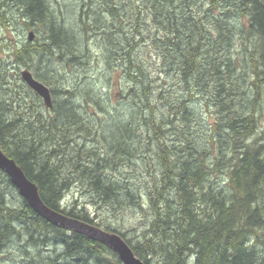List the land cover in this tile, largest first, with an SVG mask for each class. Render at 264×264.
Masks as SVG:
<instances>
[{
  "label": "trees",
  "instance_id": "trees-1",
  "mask_svg": "<svg viewBox=\"0 0 264 264\" xmlns=\"http://www.w3.org/2000/svg\"><path fill=\"white\" fill-rule=\"evenodd\" d=\"M74 5L75 19L67 21L50 0H0L2 19L16 14L35 33L12 45L16 70L0 66V147L48 206L117 232L147 264H264V0ZM94 47L105 64L98 83H108L111 71V83L122 82L117 98L91 87V77L76 90L56 75L53 60L86 70ZM22 67L50 87L52 109L22 79ZM76 91L99 108L116 100L122 111L96 130L86 102L73 101ZM194 100L217 117L198 138L207 123L190 107ZM143 150L159 169L146 198L115 178L133 170L139 154L145 161ZM220 174L224 184L215 181ZM81 180L96 202L146 204L144 239L97 222L85 205H67L66 192ZM13 188L0 169V249L16 238L26 254L52 245L53 257L42 264H123L111 247L50 223L24 198L20 207L9 205L5 190Z\"/></svg>",
  "mask_w": 264,
  "mask_h": 264
},
{
  "label": "rangeland",
  "instance_id": "rangeland-1",
  "mask_svg": "<svg viewBox=\"0 0 264 264\" xmlns=\"http://www.w3.org/2000/svg\"><path fill=\"white\" fill-rule=\"evenodd\" d=\"M50 1L54 3V5H56L57 12L59 13L60 17L65 18L67 21H74L75 18L73 17L72 9L75 8V5L72 6V4L76 0H59V2L63 4V6H59L56 3V0ZM97 3H99V0H97ZM60 8L62 9L60 10ZM12 16L13 19L8 21L3 20L0 17V66L4 70L3 72L8 71L9 73L17 69V64L12 61L9 55V53L11 52L10 49H12V45L22 44L26 42L29 39L30 32V29L26 28L23 21L19 19L18 15L14 14ZM244 21L245 19L242 18L240 22L241 26H243ZM148 51L151 55L153 53V47H150ZM99 53L100 49L98 47H94V51L91 52L90 63L87 65L88 67H86V70L78 67L74 68L69 65L65 69H63L62 65H60L57 60H53L52 62L56 71V75L59 79L61 77L60 81H62L64 85L75 84L74 87L77 86L75 88L76 90H80L84 87V76L91 77L92 79L89 80L90 82L93 80V83L90 84L91 87H95V89H98V87H100L104 93L109 90H111V92H116V97H114L117 98L119 97L118 93L120 91L122 82H119V80H115L113 83H111V71L110 80L108 83L102 82L100 85L98 83V80H101L100 74L102 72L100 71H103L105 69L104 63L101 62L99 64L97 62L96 56ZM153 61L154 58L151 57V63ZM23 68L24 67H22V69ZM154 68L155 67H153L151 64L148 70L153 71ZM98 77L100 78L98 79ZM171 93L172 91L167 93L169 98H171ZM73 95L75 94L73 93L72 96ZM61 98H63L62 95H59V100H61ZM73 101L79 104L80 102L84 104L86 102V99H82L77 93L74 96ZM191 103L192 104L189 103L190 107L200 112L201 119L205 123H207L204 126L202 125L200 129L201 132H198V134H196V137L198 138L203 133H207L206 131H210L208 122L213 120L216 121L217 117L211 112L210 109H208L203 100H194ZM85 105L89 116L94 122V129L96 130H98L100 125L104 124L105 122H111L117 119L120 111H122V106L116 100L109 102L108 105L103 104V108L95 106V103H93L92 101L86 102ZM98 145L99 147H101V144ZM141 153L145 155V161L142 160V157L139 154L138 158L137 156L134 157L136 166L133 168V170L129 168L127 169V172L125 171V169H122V172L116 173L115 178L121 185L130 183L131 190L133 192H136L139 194V196L146 198L148 196V190L151 184L154 182L153 176L159 173V169L156 164L155 158L151 159L152 156H150V154H148L145 150H143ZM148 160L151 161V166L146 162ZM137 161H139V164ZM215 181H217V184H219L218 181H222V184H224L225 180L223 174H220V178ZM15 188L5 190V197L9 205L13 207H20L22 204L23 196L19 193L18 189L16 188L15 190ZM95 198L96 196L93 195V190L89 186L84 185L81 180L71 185L70 189L65 194L64 202L67 203V205H72V203L74 202H78L79 206L85 205L88 211H90L91 213L90 216L94 217L97 222L103 223L105 225L110 224L113 227L126 232L129 238H133L134 242L144 239V234L147 232V229L149 227L148 223L151 220L150 213L146 212V210H148V206L146 204L144 205L145 209L138 208L131 200L124 199L123 203L117 204L115 207H112L114 205L105 204L100 201L96 202L97 199L95 200ZM11 240L7 246H3L0 249V264H42L44 263L45 259L53 257L54 255L52 251H54L53 249L55 248H53L52 245H46L43 246V248L37 247L35 250H31L26 254L24 249L25 241L18 242L16 238H12Z\"/></svg>",
  "mask_w": 264,
  "mask_h": 264
},
{
  "label": "water",
  "instance_id": "water-1",
  "mask_svg": "<svg viewBox=\"0 0 264 264\" xmlns=\"http://www.w3.org/2000/svg\"><path fill=\"white\" fill-rule=\"evenodd\" d=\"M34 31L29 32V39L33 40ZM22 79L44 100L45 105L52 109L53 96L48 85L37 79L31 70L23 68L21 70ZM0 169L10 178L11 182L18 189L23 198L50 223L66 229L87 235L99 240L111 247L119 256L123 264H147L136 255L129 243L118 233L108 231L98 225L68 216L48 206L42 199L38 185L31 180L16 160L10 157L0 147Z\"/></svg>",
  "mask_w": 264,
  "mask_h": 264
},
{
  "label": "bare ground",
  "instance_id": "bare-ground-1",
  "mask_svg": "<svg viewBox=\"0 0 264 264\" xmlns=\"http://www.w3.org/2000/svg\"><path fill=\"white\" fill-rule=\"evenodd\" d=\"M120 7V6H119ZM4 20V19H3ZM97 31V30H96ZM33 59V58H32ZM37 59V58H36ZM35 61V59H33ZM62 68V67H61ZM64 71V70H63ZM3 73V72H2ZM59 73V72H58ZM20 75V74H19ZM57 82V81H56ZM146 85V84H145ZM62 88V87H61ZM20 93V92H19ZM24 97V96H23ZM219 97V96H218ZM1 98V97H0ZM38 101V100H37ZM36 104V103H35ZM184 105V104H183ZM27 115V114H26ZM80 118V117H79ZM22 119V118H21ZM72 135V134H71ZM70 137V136H69ZM77 139V138H76ZM229 144V143H228ZM64 146V145H63ZM124 146V145H123ZM120 154V153H118ZM57 165V164H56ZM93 176V175H92ZM64 182V181H63ZM132 193V192H131ZM59 202V201H58ZM21 225V224H20ZM33 232V231H32ZM117 233V232H116ZM19 234V233H18ZM51 235V234H50ZM45 245V244H44ZM63 250V249H62ZM121 260V259H120ZM123 263V262H122Z\"/></svg>",
  "mask_w": 264,
  "mask_h": 264
}]
</instances>
